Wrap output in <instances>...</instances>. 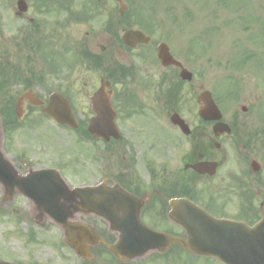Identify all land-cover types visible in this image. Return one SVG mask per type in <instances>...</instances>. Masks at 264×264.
Returning a JSON list of instances; mask_svg holds the SVG:
<instances>
[{
	"label": "flooded vegetation",
	"instance_id": "af4514ba",
	"mask_svg": "<svg viewBox=\"0 0 264 264\" xmlns=\"http://www.w3.org/2000/svg\"><path fill=\"white\" fill-rule=\"evenodd\" d=\"M25 1L29 15L17 21L27 20L35 36L52 46L45 72L34 70L37 77L40 74L50 83L55 81L47 88L48 96L41 97L46 103L52 93L63 95L78 127L87 126L93 116L91 96L102 80L110 83L105 91L116 112L121 138L96 140L104 143L103 153L109 158L119 155L127 166L116 173L110 164L112 169L108 167L101 176L81 166L78 179L87 178L81 185L104 181L111 190L113 179L117 180L134 197L128 208L130 215L138 211L143 223L175 237L187 238L179 215L202 221L209 214L250 226L264 216V122L252 106L221 105L222 122L231 132L216 135V122L199 116L197 96L206 87L198 80L208 78L209 72L202 71L196 61L209 47L198 33L203 31L201 25L190 21L187 12L176 13L177 7L173 11L179 0H173V5L163 0ZM129 31L142 34L136 36L139 39H124ZM160 47L193 73L191 81L180 78L179 66L163 64ZM33 82L36 91L41 83ZM174 113L178 114V124H168ZM164 123L172 134L165 132ZM164 155L172 160L166 163ZM151 159L153 163L147 161ZM202 163H216L217 167L205 172L194 168ZM172 200L177 201L174 218L169 216ZM81 207L78 220L91 224L108 242L117 239L103 217L85 212L90 204ZM199 226L205 233L207 228ZM209 228L213 234L208 236L218 235L217 226ZM205 241L203 235L197 238L199 245ZM167 252L197 255L208 251L175 243Z\"/></svg>",
	"mask_w": 264,
	"mask_h": 264
},
{
	"label": "rangeland",
	"instance_id": "374dc122",
	"mask_svg": "<svg viewBox=\"0 0 264 264\" xmlns=\"http://www.w3.org/2000/svg\"><path fill=\"white\" fill-rule=\"evenodd\" d=\"M172 1L162 2L173 5ZM2 5L0 108L3 109L4 104L12 105L15 97L23 91L22 79H15V65L25 72L30 70L31 63V68L37 72H45L47 66L40 54L35 56L30 50L26 38L30 30L28 21H15V0H3ZM175 7L176 13L183 15L187 12L190 21L194 19L201 25L203 31L198 33L202 34L209 47V53L196 61L202 71L209 72V77L198 81L216 92L219 99L231 92L226 98L227 105L246 100V104L258 103V108L264 107V0H179L178 5H173V11ZM45 53L52 55V47H47ZM29 55L30 59L27 58ZM247 58L251 59L246 62ZM255 59L257 62H253ZM39 76H43L42 79ZM43 79L44 75L39 74L34 80L41 83L37 91L46 98L47 88L55 81L50 83L46 76ZM163 128L165 132H171L166 126ZM77 135L71 128L42 116L38 109L28 110L18 130L11 131L8 136L4 133L3 149L23 173L26 172V164L35 168L55 167L65 170L63 175L70 184H77L81 181L76 172L81 163L77 161L81 159V152L85 167L89 169L87 172H105L108 166L102 153L92 154L98 145L92 140L84 139L81 144L85 149L79 150L81 145ZM163 158L166 163L172 160L167 155ZM113 164L118 168L123 165L117 156ZM2 196L0 188V259L15 260L19 264H79V258L64 243L62 232L54 222L48 220L41 228L33 219V204L24 196L17 194L9 203H3ZM32 231L35 237L30 236ZM183 257L186 256H177L178 261L174 264H190ZM204 259H192V262L214 264L209 258ZM143 260L129 264H162L152 262V257ZM95 263L115 264L102 251Z\"/></svg>",
	"mask_w": 264,
	"mask_h": 264
},
{
	"label": "water",
	"instance_id": "95a60500",
	"mask_svg": "<svg viewBox=\"0 0 264 264\" xmlns=\"http://www.w3.org/2000/svg\"><path fill=\"white\" fill-rule=\"evenodd\" d=\"M169 60V59H168ZM170 61H172L170 59ZM169 63V62H167ZM190 77V76H189ZM23 99L29 100L32 104L39 103L38 99L31 93L27 92L23 95L17 104V112L21 117L23 114L22 104ZM201 101L205 105L201 109V113L205 118L217 119L218 108L214 101L205 94L201 97ZM93 104L97 112V116L92 119L89 125V131L95 137H105L108 139L111 135L116 136V126L114 124V113L111 110L109 101H104L101 93H98L93 98ZM48 113L53 115L59 122H70V111L67 105H63L57 98H54ZM51 171H33L28 176H21L17 173L12 164L4 157L0 146V183L3 185L6 193L5 201L10 200L18 189L22 193L28 195L39 209L45 211L50 216L54 217L66 234V242L74 248V250L84 257H91L90 248L93 245L103 242L89 227L69 220L79 210L78 198L82 197L88 191L95 189H68L58 174L52 173L54 179H47ZM117 191L118 188L116 189ZM110 197V196H109ZM98 196L96 199V208L98 213L110 217L113 221L112 208L124 207L121 202H124L119 193V197ZM113 198V199H112ZM112 214V216H111ZM115 229L120 231V239L115 245H108L121 260L132 259L138 256H143L147 251L159 249L163 251L167 245L175 241L170 236L163 233L155 232L145 226L139 227L137 222L128 221L123 216L114 218ZM239 230L243 238V243L246 239L250 242L244 243L241 251L233 253L215 254V256L223 259L228 264H264V219L255 228L240 226ZM191 239L193 234L191 233ZM247 235L249 237H247ZM195 236V234H194ZM254 238L256 240L254 241ZM192 242V240H191ZM241 243L240 237L235 238L232 244L238 247ZM242 245V244H241ZM191 247H195L193 244ZM0 264H9L0 262Z\"/></svg>",
	"mask_w": 264,
	"mask_h": 264
}]
</instances>
